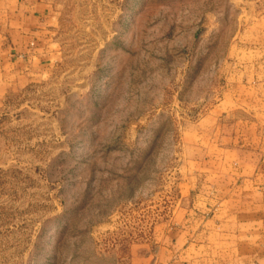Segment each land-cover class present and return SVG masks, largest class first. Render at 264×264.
<instances>
[{
    "label": "rangeland",
    "instance_id": "obj_1",
    "mask_svg": "<svg viewBox=\"0 0 264 264\" xmlns=\"http://www.w3.org/2000/svg\"><path fill=\"white\" fill-rule=\"evenodd\" d=\"M41 1L54 61L0 105V264H154L192 144L264 130V0Z\"/></svg>",
    "mask_w": 264,
    "mask_h": 264
},
{
    "label": "crops",
    "instance_id": "obj_2",
    "mask_svg": "<svg viewBox=\"0 0 264 264\" xmlns=\"http://www.w3.org/2000/svg\"><path fill=\"white\" fill-rule=\"evenodd\" d=\"M52 21L41 0H0V105L50 68ZM248 117L192 144L201 153L185 159L181 184L191 202L176 207L154 264H264V130Z\"/></svg>",
    "mask_w": 264,
    "mask_h": 264
}]
</instances>
